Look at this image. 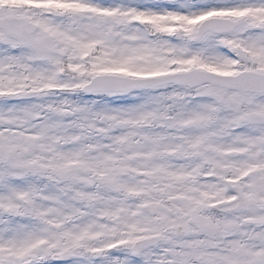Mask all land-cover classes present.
<instances>
[{
  "label": "snow or ice",
  "instance_id": "6c2138e0",
  "mask_svg": "<svg viewBox=\"0 0 264 264\" xmlns=\"http://www.w3.org/2000/svg\"><path fill=\"white\" fill-rule=\"evenodd\" d=\"M0 264H264V0H0Z\"/></svg>",
  "mask_w": 264,
  "mask_h": 264
}]
</instances>
